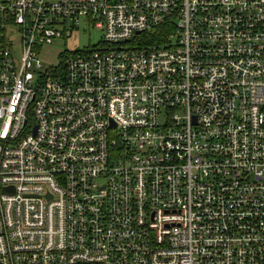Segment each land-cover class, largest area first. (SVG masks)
Returning <instances> with one entry per match:
<instances>
[{
    "label": "built area",
    "instance_id": "built-area-1",
    "mask_svg": "<svg viewBox=\"0 0 264 264\" xmlns=\"http://www.w3.org/2000/svg\"><path fill=\"white\" fill-rule=\"evenodd\" d=\"M0 264H264V0H0Z\"/></svg>",
    "mask_w": 264,
    "mask_h": 264
},
{
    "label": "rangeland",
    "instance_id": "rangeland-1",
    "mask_svg": "<svg viewBox=\"0 0 264 264\" xmlns=\"http://www.w3.org/2000/svg\"><path fill=\"white\" fill-rule=\"evenodd\" d=\"M101 35L102 33L99 29L81 26L78 30L73 31L71 37L68 40L54 41L50 49L51 55H55L58 52L64 50H91L92 47L97 46L99 44L102 37ZM8 36L16 38V31H9ZM51 55L45 58L48 63H54L56 60Z\"/></svg>",
    "mask_w": 264,
    "mask_h": 264
},
{
    "label": "water",
    "instance_id": "water-1",
    "mask_svg": "<svg viewBox=\"0 0 264 264\" xmlns=\"http://www.w3.org/2000/svg\"><path fill=\"white\" fill-rule=\"evenodd\" d=\"M7 189H5V191H6Z\"/></svg>",
    "mask_w": 264,
    "mask_h": 264
}]
</instances>
